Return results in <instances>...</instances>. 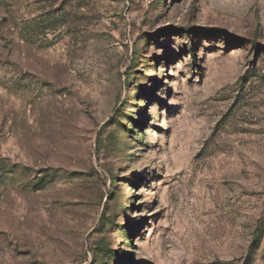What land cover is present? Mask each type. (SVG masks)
<instances>
[{
  "label": "rangeland",
  "instance_id": "rangeland-1",
  "mask_svg": "<svg viewBox=\"0 0 264 264\" xmlns=\"http://www.w3.org/2000/svg\"><path fill=\"white\" fill-rule=\"evenodd\" d=\"M0 264H264V0H0Z\"/></svg>",
  "mask_w": 264,
  "mask_h": 264
},
{
  "label": "trees",
  "instance_id": "trees-1",
  "mask_svg": "<svg viewBox=\"0 0 264 264\" xmlns=\"http://www.w3.org/2000/svg\"><path fill=\"white\" fill-rule=\"evenodd\" d=\"M191 52H193V51H191ZM191 56H192V57H195L193 53H191Z\"/></svg>",
  "mask_w": 264,
  "mask_h": 264
}]
</instances>
